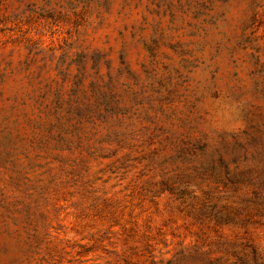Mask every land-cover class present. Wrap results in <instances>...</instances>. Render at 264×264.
I'll list each match as a JSON object with an SVG mask.
<instances>
[{
  "label": "rangeland",
  "instance_id": "1",
  "mask_svg": "<svg viewBox=\"0 0 264 264\" xmlns=\"http://www.w3.org/2000/svg\"><path fill=\"white\" fill-rule=\"evenodd\" d=\"M0 264H264V0H0Z\"/></svg>",
  "mask_w": 264,
  "mask_h": 264
}]
</instances>
